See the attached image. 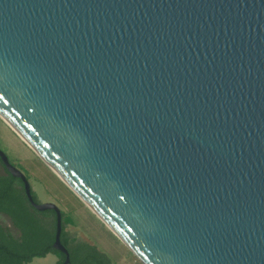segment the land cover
Wrapping results in <instances>:
<instances>
[{
	"label": "water",
	"instance_id": "95a60500",
	"mask_svg": "<svg viewBox=\"0 0 264 264\" xmlns=\"http://www.w3.org/2000/svg\"><path fill=\"white\" fill-rule=\"evenodd\" d=\"M0 95L142 264H264V0H0Z\"/></svg>",
	"mask_w": 264,
	"mask_h": 264
},
{
	"label": "rangeland",
	"instance_id": "374dc122",
	"mask_svg": "<svg viewBox=\"0 0 264 264\" xmlns=\"http://www.w3.org/2000/svg\"><path fill=\"white\" fill-rule=\"evenodd\" d=\"M0 150L27 177L35 201L40 204L53 203L67 217L70 223L66 226V232L71 237L96 248L111 264H142L90 209L53 175L41 159L34 158L33 152L1 123ZM4 173L0 164V174ZM0 221L11 227L5 216L0 215ZM60 261L58 255L48 254L44 258L33 259L30 264H59Z\"/></svg>",
	"mask_w": 264,
	"mask_h": 264
},
{
	"label": "trees",
	"instance_id": "16d2710c",
	"mask_svg": "<svg viewBox=\"0 0 264 264\" xmlns=\"http://www.w3.org/2000/svg\"><path fill=\"white\" fill-rule=\"evenodd\" d=\"M0 174V215L11 227L0 221V264H30L35 258L56 254L62 264L65 256L53 249L56 234V215L53 211L39 212L29 203L21 180L4 168ZM51 215V216H50ZM63 216L61 243L70 253V264H111L108 258L86 243L66 232L70 221ZM52 220L50 221L49 219Z\"/></svg>",
	"mask_w": 264,
	"mask_h": 264
},
{
	"label": "crops",
	"instance_id": "0c3cea01",
	"mask_svg": "<svg viewBox=\"0 0 264 264\" xmlns=\"http://www.w3.org/2000/svg\"><path fill=\"white\" fill-rule=\"evenodd\" d=\"M0 123L3 124L12 134H14L20 141L21 143L24 144V146H26L27 148H29L32 152H33V155H34V158L37 159V155L35 154V152L8 126V124L6 122H4L2 120V118H0ZM47 167V166H46ZM48 168V167H47ZM52 173L53 175H56L50 168H48ZM58 178V177H57ZM59 179V178H58ZM60 180V179H59ZM60 182L64 185V183L60 180ZM102 223V222H101ZM104 225V224H103ZM110 231V230H109Z\"/></svg>",
	"mask_w": 264,
	"mask_h": 264
},
{
	"label": "snow or ice",
	"instance_id": "6c2138e0",
	"mask_svg": "<svg viewBox=\"0 0 264 264\" xmlns=\"http://www.w3.org/2000/svg\"><path fill=\"white\" fill-rule=\"evenodd\" d=\"M0 99H3V96L2 95H0ZM121 199H123V197H121Z\"/></svg>",
	"mask_w": 264,
	"mask_h": 264
},
{
	"label": "bare ground",
	"instance_id": "6f19581e",
	"mask_svg": "<svg viewBox=\"0 0 264 264\" xmlns=\"http://www.w3.org/2000/svg\"><path fill=\"white\" fill-rule=\"evenodd\" d=\"M4 121V120H3ZM9 126V125H8ZM10 127V126H9ZM11 128V127H10ZM12 129V128H11ZM13 130V129H12ZM14 131V130H13ZM86 205V204H85ZM87 206V205H86ZM88 207V206H87ZM89 208V207H88Z\"/></svg>",
	"mask_w": 264,
	"mask_h": 264
},
{
	"label": "flooded vegetation",
	"instance_id": "af4514ba",
	"mask_svg": "<svg viewBox=\"0 0 264 264\" xmlns=\"http://www.w3.org/2000/svg\"><path fill=\"white\" fill-rule=\"evenodd\" d=\"M61 262V261H60Z\"/></svg>",
	"mask_w": 264,
	"mask_h": 264
}]
</instances>
